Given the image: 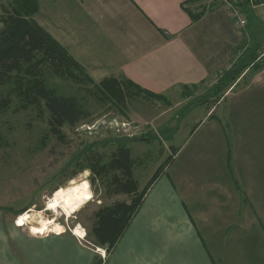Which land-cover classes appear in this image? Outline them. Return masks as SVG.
Instances as JSON below:
<instances>
[{"label": "crops", "instance_id": "1", "mask_svg": "<svg viewBox=\"0 0 264 264\" xmlns=\"http://www.w3.org/2000/svg\"><path fill=\"white\" fill-rule=\"evenodd\" d=\"M188 1L39 0L36 21L92 77L124 75L163 96L152 121L173 131L174 152L109 253L73 233L35 236L0 220V264H264V67L223 97V113L208 110L180 136L171 115L187 89L264 43V0H251L246 30L223 0Z\"/></svg>", "mask_w": 264, "mask_h": 264}, {"label": "rangeland", "instance_id": "2", "mask_svg": "<svg viewBox=\"0 0 264 264\" xmlns=\"http://www.w3.org/2000/svg\"><path fill=\"white\" fill-rule=\"evenodd\" d=\"M254 1L256 3L257 0ZM6 5L7 0H0V15ZM259 31L262 32L260 36H264V25ZM245 37L249 45L247 32H245ZM254 47V44L249 47L245 45L246 49H242L237 54L233 65L246 59ZM258 53L257 60L263 63L264 55H261L260 49ZM250 67L251 65L245 69L238 80L241 86L248 84L258 73ZM87 73L90 74L88 70ZM221 77L222 75L214 82L187 89L184 92L185 97L189 99L185 98L186 101L171 112L174 116L172 126L182 127L179 136L191 129L198 118L208 110H213L215 114L223 113L224 101L222 104L214 103L215 91H217ZM92 78L95 83L104 79L103 77ZM49 81L62 90H69V82L56 75H51ZM10 86L0 88L1 97L11 99L6 107L1 106L2 103H0V220L6 226L16 224L19 216L29 212L31 218L27 224L21 226L16 224L22 227L24 232L43 236L49 233L62 234L65 231L73 233L80 227L86 231V244H93L96 241L93 230L96 212L104 206L124 201L127 197L124 194L108 195L110 192L109 179H100L88 168L83 170L78 168L77 160L86 152L93 150L99 152L107 161L118 144H127L133 156L139 161V166L135 169V178L142 190L157 169L166 163L172 156L171 153L174 152L171 148L174 144L168 141V135H171L173 131L165 130L161 125V120L152 121L154 114L159 108L165 106V103H149L135 99L127 103L124 108L125 114H123L115 105L94 100L92 102L94 120L82 123L75 130L65 127V135L57 138L47 132V125L41 121L37 110L29 106L24 108L20 98L14 96L13 93L8 94ZM86 87L92 88L93 85L88 83ZM88 96L92 98L91 95L88 94ZM206 100H209L207 105L204 102ZM217 106H219L218 109ZM185 125L187 126L184 127ZM76 169L79 172L73 174ZM83 180L89 182L93 198L79 211L69 216L61 209H48L54 192L62 187L70 186L72 182L80 183ZM47 219H54L58 224L57 232H51L49 228H46L42 233L37 234L31 230V225H41ZM104 249L107 252L106 247Z\"/></svg>", "mask_w": 264, "mask_h": 264}, {"label": "trees", "instance_id": "3", "mask_svg": "<svg viewBox=\"0 0 264 264\" xmlns=\"http://www.w3.org/2000/svg\"><path fill=\"white\" fill-rule=\"evenodd\" d=\"M196 1L199 0L188 2ZM260 1L257 0L256 3ZM250 4L251 0L241 2L242 11L247 19ZM206 9L205 6L199 12L192 13V18L201 16ZM39 11V0H7V5L3 7L0 15V88L11 85L8 94L13 93L20 98L24 108L29 106L37 110L41 121L47 125V132L52 136L61 138L65 135V127L75 130L82 123L94 120L92 110L94 100L115 105L123 114L127 103L132 100L161 101L162 95L141 88L124 75L109 76L95 83L87 69L36 21L35 16ZM263 44H257L246 59L222 74L215 91V104L221 102L227 92L241 87L238 80L250 65L254 72L263 69L264 62L257 60L258 51L260 49L261 52ZM51 75L69 82V90H62L52 84L49 81ZM88 83L93 87H86ZM88 94L92 96L91 99ZM9 100L11 99L1 97L0 94L1 106H8ZM208 101H204L205 105L209 103ZM81 158L76 162L78 168L82 170L88 168L100 179H109L108 195L124 194L127 197L124 201L100 208L95 214L93 230L96 241L93 244L106 247L109 253L136 214L146 192L172 156L157 169L142 190L135 178V169L139 166V161L133 156L127 144H118L107 161L99 152L93 150L86 152ZM78 172L76 169L73 174ZM93 264H101V261L97 260Z\"/></svg>", "mask_w": 264, "mask_h": 264}, {"label": "bare ground", "instance_id": "4", "mask_svg": "<svg viewBox=\"0 0 264 264\" xmlns=\"http://www.w3.org/2000/svg\"><path fill=\"white\" fill-rule=\"evenodd\" d=\"M54 193L55 194L53 196V199L48 205L49 206L48 209H52V210L61 209L64 212V214L69 216L79 211L84 206V204L88 203L93 198L92 191L90 190V185L87 180H83L80 183H76V181L72 182L70 186L66 188L62 187ZM30 218H31L30 213L26 212L21 216H19V218L17 219V224L19 226L27 224ZM46 228H49L51 232H57L59 226L58 224H56L54 219H47L43 221L41 225H31V230L37 234L42 233ZM73 234L77 235L81 239L82 238L85 239L86 237V231L82 230L80 227L75 229L73 231Z\"/></svg>", "mask_w": 264, "mask_h": 264}, {"label": "built area", "instance_id": "5", "mask_svg": "<svg viewBox=\"0 0 264 264\" xmlns=\"http://www.w3.org/2000/svg\"><path fill=\"white\" fill-rule=\"evenodd\" d=\"M223 2L225 7L229 10L232 18L235 20L236 26L241 30H246L248 19L241 8L242 0H223ZM261 55H264V44L261 47Z\"/></svg>", "mask_w": 264, "mask_h": 264}]
</instances>
